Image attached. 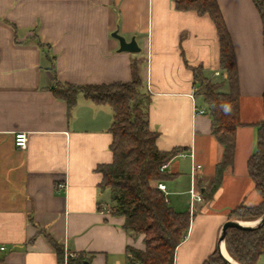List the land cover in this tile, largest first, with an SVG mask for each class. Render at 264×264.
I'll return each instance as SVG.
<instances>
[{
	"label": "crops",
	"instance_id": "crops-1",
	"mask_svg": "<svg viewBox=\"0 0 264 264\" xmlns=\"http://www.w3.org/2000/svg\"><path fill=\"white\" fill-rule=\"evenodd\" d=\"M217 3L237 60L242 126L234 165L207 199L203 193L224 147L212 135L200 80L190 67H202L204 78L229 91L208 15L176 10L175 0H0V245L6 247L0 264H58L42 230L69 253L94 255L90 264H130L127 248L144 249V236L134 238L123 229L124 218L106 211L109 190L100 189L98 167L113 161L112 107L81 93L70 112L49 90L54 71L59 81L74 85L126 83L133 60H144L142 91L151 97L157 146L186 149L169 162L173 176L164 181L176 211L190 212L192 168L201 165L195 185L205 200L190 213L175 264H203L229 214L261 202L247 163L264 118V23L253 0ZM114 33L135 38L141 51H120ZM20 131L28 133L26 149L15 145Z\"/></svg>",
	"mask_w": 264,
	"mask_h": 264
},
{
	"label": "trees",
	"instance_id": "trees-1",
	"mask_svg": "<svg viewBox=\"0 0 264 264\" xmlns=\"http://www.w3.org/2000/svg\"><path fill=\"white\" fill-rule=\"evenodd\" d=\"M264 23V0H253ZM179 11H195L208 15L217 29L220 41V66L225 73L229 91H221L223 83H214L202 76V67L190 69L199 78V92L208 105L212 119V135L224 147L222 161L217 165L215 177L203 195L212 199L223 182L225 171L234 165L236 132L242 126L240 118V87L237 60L233 43L217 0H175ZM40 47H46L41 41ZM142 58L132 62V80L126 83L102 85H74L62 83L56 77L49 87L53 95L67 102L71 112L79 94L97 105H110L114 122L110 150L113 161L100 165L103 179L101 190L111 193L110 213L124 218L123 229L131 236H144V249L128 247L130 264H175L178 246L188 234L190 212H178L171 207L157 183L173 175L161 171L164 164L184 152L185 148L161 151L157 146L159 133L150 127L151 97L143 93L140 76ZM264 101V94H263ZM247 169L255 190L262 198L257 205H241L235 208L229 219L256 221L264 215V118L257 124V146L249 158ZM55 251L58 264H90L92 257L85 253H69L51 234L42 230ZM229 255L239 264H258L264 254V226L246 231L230 228L225 237ZM74 255V256H73ZM203 264H227L221 258L218 247Z\"/></svg>",
	"mask_w": 264,
	"mask_h": 264
},
{
	"label": "water",
	"instance_id": "water-1",
	"mask_svg": "<svg viewBox=\"0 0 264 264\" xmlns=\"http://www.w3.org/2000/svg\"><path fill=\"white\" fill-rule=\"evenodd\" d=\"M113 35L120 41V51L130 52V53H139L141 51V48L139 47L135 38H133L131 41H127L125 38L119 36L117 33H114ZM243 223H248V224L245 225ZM262 226H264V215L256 221H240V220H231V219L226 221L221 229L219 239H218V244H217L220 256L224 260V262L227 264H239L232 257L231 258L233 259V261H230L223 254V248L227 251L226 244H225V237H226L227 231L230 228H237V229H242L246 231H251V230L258 229Z\"/></svg>",
	"mask_w": 264,
	"mask_h": 264
},
{
	"label": "built area",
	"instance_id": "built-area-1",
	"mask_svg": "<svg viewBox=\"0 0 264 264\" xmlns=\"http://www.w3.org/2000/svg\"><path fill=\"white\" fill-rule=\"evenodd\" d=\"M216 74L219 75V73H216ZM28 142H29L28 133L20 131V132H17L15 134V145H16L17 148L26 149L27 146H28ZM168 167H169V163L164 164L161 167V171H167ZM200 169H201V165H194L193 168H192L191 176H192L193 184H192V188L190 190V205H189L190 213H194L195 208H196V203H201V202L204 201L203 195L196 188V185H195L196 172L198 170H200ZM157 188L160 189L165 194L166 199H167V190H166L165 183L164 182L157 183ZM106 211L110 212V208H107ZM0 251L1 252H5L6 251V247L4 245H0Z\"/></svg>",
	"mask_w": 264,
	"mask_h": 264
},
{
	"label": "bare ground",
	"instance_id": "bare-ground-1",
	"mask_svg": "<svg viewBox=\"0 0 264 264\" xmlns=\"http://www.w3.org/2000/svg\"><path fill=\"white\" fill-rule=\"evenodd\" d=\"M245 225H247L248 223H243ZM223 254L225 255V257L227 259H229L230 261H233V259L231 258V256L227 253V251L223 248Z\"/></svg>",
	"mask_w": 264,
	"mask_h": 264
},
{
	"label": "rangeland",
	"instance_id": "rangeland-1",
	"mask_svg": "<svg viewBox=\"0 0 264 264\" xmlns=\"http://www.w3.org/2000/svg\"><path fill=\"white\" fill-rule=\"evenodd\" d=\"M204 198V197H203ZM205 200V198H204ZM109 205H111V193L110 191L108 192V196H107V201H106ZM138 236H134V238H137Z\"/></svg>",
	"mask_w": 264,
	"mask_h": 264
}]
</instances>
